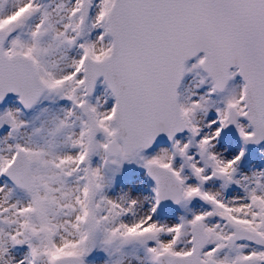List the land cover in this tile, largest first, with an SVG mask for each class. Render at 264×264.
<instances>
[{
  "label": "snow or ice",
  "instance_id": "snow-or-ice-1",
  "mask_svg": "<svg viewBox=\"0 0 264 264\" xmlns=\"http://www.w3.org/2000/svg\"><path fill=\"white\" fill-rule=\"evenodd\" d=\"M0 264H264V0H0Z\"/></svg>",
  "mask_w": 264,
  "mask_h": 264
}]
</instances>
